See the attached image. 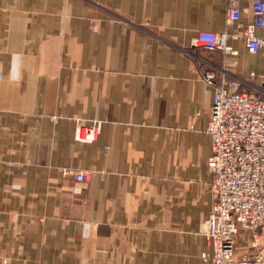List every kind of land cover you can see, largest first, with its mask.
<instances>
[{
  "label": "crops",
  "instance_id": "crops-1",
  "mask_svg": "<svg viewBox=\"0 0 264 264\" xmlns=\"http://www.w3.org/2000/svg\"><path fill=\"white\" fill-rule=\"evenodd\" d=\"M235 2L228 26L229 0H0V264H205L213 89L197 63L222 60L190 41L248 22ZM227 43L232 74L262 70Z\"/></svg>",
  "mask_w": 264,
  "mask_h": 264
},
{
  "label": "built area",
  "instance_id": "built-area-1",
  "mask_svg": "<svg viewBox=\"0 0 264 264\" xmlns=\"http://www.w3.org/2000/svg\"><path fill=\"white\" fill-rule=\"evenodd\" d=\"M251 19L234 33L200 30L190 41L191 50L234 54L229 37L242 39L250 53L264 55V0H249ZM240 20L235 0H229L226 24ZM190 51V50H189ZM187 51V53H189ZM211 64L199 57V78L212 87L206 133L210 154L211 202L203 234L207 248L200 253L205 264H264V63L259 73L232 74L224 63ZM99 121L78 122L74 138L96 139ZM90 170L74 172L88 180Z\"/></svg>",
  "mask_w": 264,
  "mask_h": 264
},
{
  "label": "rangeland",
  "instance_id": "rangeland-1",
  "mask_svg": "<svg viewBox=\"0 0 264 264\" xmlns=\"http://www.w3.org/2000/svg\"><path fill=\"white\" fill-rule=\"evenodd\" d=\"M228 55V54H227ZM224 59H226V58H224L223 57V55L221 54V60H224ZM223 63V61L220 63V64H222ZM226 65H227V67L230 69V65L227 63V62H224ZM205 131H206V129H205ZM210 194H211V192H210Z\"/></svg>",
  "mask_w": 264,
  "mask_h": 264
}]
</instances>
